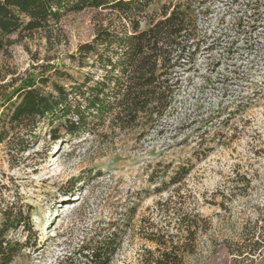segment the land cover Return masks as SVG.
I'll list each match as a JSON object with an SVG mask.
<instances>
[{"label": "rangeland", "instance_id": "obj_1", "mask_svg": "<svg viewBox=\"0 0 264 264\" xmlns=\"http://www.w3.org/2000/svg\"><path fill=\"white\" fill-rule=\"evenodd\" d=\"M181 1L152 0L146 13ZM190 1L204 43L154 130H119L105 117L91 134L53 140L41 126L13 165L0 145V209L30 213L27 227L8 234L27 244L11 264H58L129 209L135 214L111 264H141L144 249L155 248L146 236L160 230L188 251L186 264H264V245L254 244L264 231V0ZM112 17L67 12L50 43L41 33H14L17 43L0 54V84L37 86L47 64L76 77L66 55ZM184 215L198 224L192 237L181 231Z\"/></svg>", "mask_w": 264, "mask_h": 264}, {"label": "trees", "instance_id": "obj_2", "mask_svg": "<svg viewBox=\"0 0 264 264\" xmlns=\"http://www.w3.org/2000/svg\"><path fill=\"white\" fill-rule=\"evenodd\" d=\"M152 0H0V54H5L23 35L41 33L51 42L54 27L67 12L85 8L108 11L112 18L101 24L91 41L77 44L67 54L77 75L65 66H41L34 83L0 84V145L4 143L10 165L40 137L41 126L53 140L93 133L94 126L108 117L119 130L138 129L141 135L154 130L171 109L182 76L194 69L204 37L200 12L190 0L164 7L148 17ZM145 21L142 26L141 21ZM16 33L17 39H10ZM207 49V48H203ZM3 76L0 75V80ZM0 264H11L26 246L9 232L30 222L28 209L12 205L0 209ZM135 209L107 223L94 237L69 250L58 264H111L124 242ZM124 217V218H122ZM179 223L187 236L198 230L195 220ZM257 246L264 245V231ZM146 239L141 264H186L183 246L164 230Z\"/></svg>", "mask_w": 264, "mask_h": 264}]
</instances>
